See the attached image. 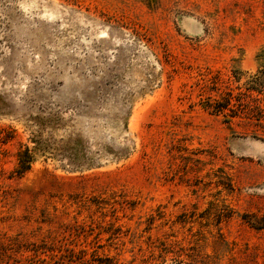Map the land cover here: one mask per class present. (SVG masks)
<instances>
[{"label": "rangeland", "instance_id": "374dc122", "mask_svg": "<svg viewBox=\"0 0 264 264\" xmlns=\"http://www.w3.org/2000/svg\"><path fill=\"white\" fill-rule=\"evenodd\" d=\"M0 264H264V0H0Z\"/></svg>", "mask_w": 264, "mask_h": 264}, {"label": "trees", "instance_id": "16d2710c", "mask_svg": "<svg viewBox=\"0 0 264 264\" xmlns=\"http://www.w3.org/2000/svg\"><path fill=\"white\" fill-rule=\"evenodd\" d=\"M211 111L219 112L220 109L213 107ZM32 162L33 156L27 148H25L23 151H19L17 154V164L14 170L15 175H23L26 171L30 169Z\"/></svg>", "mask_w": 264, "mask_h": 264}]
</instances>
